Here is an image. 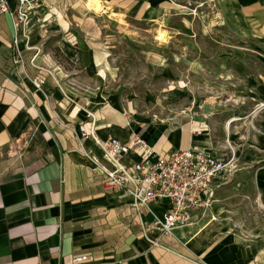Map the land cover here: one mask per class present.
<instances>
[{"label":"crops","instance_id":"0c3cea01","mask_svg":"<svg viewBox=\"0 0 264 264\" xmlns=\"http://www.w3.org/2000/svg\"><path fill=\"white\" fill-rule=\"evenodd\" d=\"M79 1L85 0H41V9L19 30V62L14 61L12 19L0 13V264H72L75 256L90 258L82 264H259L260 241L232 231L217 232L212 226L215 209L231 206L224 197H247L251 190L264 195V171L228 177L215 190L221 206L196 212L192 225L176 228L171 235L151 234L156 241L153 246L143 238L141 224L151 221L152 214L161 217L168 203L135 211L130 197L119 190L106 191L104 176L92 170L82 149L98 159L102 151L92 139L82 146L77 139L79 126L93 122L100 141L113 138L129 144L130 137H138L161 156L192 148L229 157L224 135L218 141L210 125L193 121L135 124L126 110L112 102L85 108L81 97L67 86L82 82L77 70L81 52L91 45L102 51L107 44L105 29L122 26L117 17L125 23L157 26L156 33L161 23L170 24L172 18L184 26H175L179 31L206 36L204 15H186L179 10L180 0H101L105 12L100 15L83 13ZM236 3V29L250 36L251 42L248 46L236 43L231 50L220 45L219 58H230L234 79L243 85L236 94L262 104L264 0ZM10 5L13 8L14 2ZM58 51L73 70L56 60ZM229 51L233 54L227 57ZM249 53L258 59L261 71L245 66ZM93 58L88 70L92 75L98 68ZM35 78L44 81L41 87L35 86ZM249 104L246 109H229L205 101L192 111H257L253 101ZM226 123L223 131L230 128ZM139 160L130 153L123 163ZM263 160L264 156L247 150L237 163L250 167Z\"/></svg>","mask_w":264,"mask_h":264},{"label":"rangeland","instance_id":"374dc122","mask_svg":"<svg viewBox=\"0 0 264 264\" xmlns=\"http://www.w3.org/2000/svg\"><path fill=\"white\" fill-rule=\"evenodd\" d=\"M86 1L78 2V5H82L83 13L100 15L105 12L101 0H98V13L88 12L84 6ZM236 1H179V10L186 15H204L208 28L204 32L206 36L198 32L193 35L190 30L179 31L175 26H184L172 18L170 24L161 23L156 33L157 26L125 23L121 17H117L122 26L113 25L105 29L103 34L107 37V44H104L102 51L94 50L97 46L91 45L88 50L81 52L77 70L82 82H68V89L81 97L85 108H98L112 102L122 111L126 110V116L135 124L171 125L193 121L205 123L208 128L210 125L216 139L219 141L224 135L227 149L232 151L227 143V139H230L237 160L247 150L264 156V103L248 101L237 95L235 91L244 88L234 79L230 58H219L220 45L231 50V46L236 43L248 46L247 42H251L250 36L240 35L236 29ZM184 24L191 27L187 21ZM232 54L229 51L227 57ZM91 55L98 66L93 75L88 71L92 65ZM54 57L65 69L73 70V66L59 51ZM244 60L249 69L261 71L258 59L252 54L249 53ZM226 79H232V82L227 83ZM205 101L212 106L223 105L229 109H246L250 107L249 102L253 101L252 107L257 111H224V114H218L221 111H192L193 108L202 107ZM225 123L226 127L230 126L228 131H223ZM262 171L264 160L250 167L238 161L233 176L237 173L256 175ZM220 198L214 196V208L221 206ZM224 199L231 206L215 209L213 230L232 231V234L246 236L250 241H260L263 245L259 252L262 258L258 263L264 264V195L251 190L247 197L226 196Z\"/></svg>","mask_w":264,"mask_h":264},{"label":"built area","instance_id":"2783aa9c","mask_svg":"<svg viewBox=\"0 0 264 264\" xmlns=\"http://www.w3.org/2000/svg\"><path fill=\"white\" fill-rule=\"evenodd\" d=\"M14 2V7L10 5ZM41 8V0H0V13L8 14L14 28V61L19 62V30ZM37 88L43 85L40 78L34 79ZM79 144L92 139L102 151L98 159L90 151L82 149L84 157L92 164V170L104 176L106 191L119 190L131 198V207L135 211L141 208L149 210L158 202L166 201L168 208L161 217L152 214V220L141 224L143 238L153 246L155 240L150 235H171L174 229L188 227L194 221L196 212L209 208L214 202L215 190L228 181L237 171V159L230 150V156L208 155L197 149L173 150L165 156L157 154L138 137H130L129 144L110 138L100 141L95 136L92 123L82 124L78 128ZM133 153L139 161L126 165L123 159ZM90 259L87 256H75L72 264H82Z\"/></svg>","mask_w":264,"mask_h":264},{"label":"bare ground","instance_id":"6f19581e","mask_svg":"<svg viewBox=\"0 0 264 264\" xmlns=\"http://www.w3.org/2000/svg\"><path fill=\"white\" fill-rule=\"evenodd\" d=\"M86 10H88V12H94V13H98L100 10V2L98 0H87L84 4ZM234 121V120H233Z\"/></svg>","mask_w":264,"mask_h":264}]
</instances>
